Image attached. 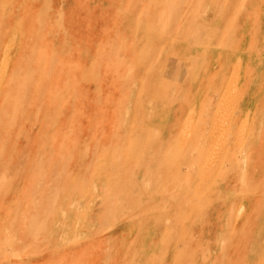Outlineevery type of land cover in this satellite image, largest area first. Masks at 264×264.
Instances as JSON below:
<instances>
[{"label": "rangeland", "instance_id": "1", "mask_svg": "<svg viewBox=\"0 0 264 264\" xmlns=\"http://www.w3.org/2000/svg\"><path fill=\"white\" fill-rule=\"evenodd\" d=\"M0 264H264V0H0Z\"/></svg>", "mask_w": 264, "mask_h": 264}, {"label": "bare ground", "instance_id": "2", "mask_svg": "<svg viewBox=\"0 0 264 264\" xmlns=\"http://www.w3.org/2000/svg\"><path fill=\"white\" fill-rule=\"evenodd\" d=\"M236 77H237V75H236ZM236 81H237V80H236ZM230 84H232V83H230ZM227 85H228V84H227ZM229 86H230V85H229ZM229 86H227V88H228V90H231L232 88L230 89ZM227 88H226L224 91H227ZM234 89H235V88H234ZM236 89H237V88H236ZM224 91H223V92H224ZM231 92H232V90H231ZM233 92H234V90H233ZM235 92H236V91H235ZM209 94H210V92H209ZM223 94H224V93H223ZM228 94L230 95V91H229V93H228V92L225 93V96H226L225 99L228 98V97H227ZM231 94H232V93H231ZM221 96H222V95H221ZM233 96H234V95H233ZM206 97H208V95H207ZM223 97H224V96H222V98H223ZM230 97H231V99L234 98V97H232V95H230ZM222 98H221L220 101H219L220 103H221L222 100L224 99V98H223V99H222ZM235 98H236V97H235ZM235 98H234V101L236 102V101H237V100H236L237 98H236V99H235ZM209 100H210V99H209ZM228 100L230 101V98H228ZM207 101H208V100H207ZM207 101H206V103H207ZM223 101H224V100H223ZM229 101H227V102H229ZM232 101H233V100H232ZM234 101H233V103H234ZM225 102H226V101H225ZM227 102H226V103H227ZM220 103L218 104L219 106H220ZM223 103H224V102H223ZM226 103H225V104H226ZM231 103H232V102H231ZM233 103H232V104H233ZM225 104H224V106H225ZM229 104H230V103H228V105H229ZM232 104H231V106H232ZM234 105H235V104H234ZM234 105H233V107H234ZM215 106H217V104H216ZM219 106H218V109L222 108L221 106H223V105L221 104L220 108H219ZM226 107H227V104H226ZM215 108H216V107H215ZM229 109H230V108H229ZM231 109L233 110V108H231ZM232 110H231L230 112H232ZM214 112H215V110H214ZM214 112H213V115H214ZM219 112H220V110H219ZM249 112H250V111H249ZM217 114H218V110H217V112L215 113V115H217ZM231 114H232V113H231ZM229 115H230V114L227 115V116L230 118L229 121H228V119L225 120V119L223 118L222 120H225V121H222V120H221V122H226L225 124H228V125L235 124V122H237V116L231 118ZM248 115H249V114H248ZM248 115H247V116H248ZM217 116H218V115H217ZM219 116H220V115H219ZM227 116H226V118H227ZM204 117H205V116H204ZM215 117H216V116H215ZM216 118H217V117H216ZM216 118H214V119H215L214 122H218V121L216 120ZM218 119H219V118H218ZM214 122H213V123H214ZM206 123H207V122H206ZM210 123H211V122H210ZM218 123H219V122H218ZM218 123H217V124L215 123V124L217 125V127L219 126ZM225 124H224V123H223V124L221 123V124H220L221 126H219V127H224V126H222V125H225ZM208 125H209V124H207V126H208ZM211 125H212V124H211ZM211 125H210V126H211ZM213 125H214V124H213ZM228 125H227V126H228ZM214 126H215V125H214ZM225 126H226V125H225ZM234 126H235V125H234ZM205 127H206V126H205ZM199 128H200V127H199ZM212 128H213V127H212ZM224 128L226 129V127H224ZM224 128H222V129H224ZM208 129H209V128H208ZM213 129L216 131L215 128H213ZM218 129H219V128H218ZM218 129H217V130H218ZM185 130L187 131V129H185ZM226 130H227V129H226ZM188 132H189V130H188ZM194 132H195V131H194ZM204 132H205V131H204ZM208 132H210V130H209ZM212 132L214 133V131H212ZM218 132H220V131H218ZM218 132H217V133H218ZM222 132H225V131H222ZM185 133H186V132H185ZM225 133H226V132H225ZM227 133H228V132H227ZM183 134H184V133H183ZM210 134H212V133H210ZM215 134H216V133H215ZM223 134H224V133H223ZM186 135H188V134H186ZM201 135H204L203 132H201ZM217 135H218V134H216V136H217ZM211 136H212V135H211ZM202 137H203V136H202ZM209 137H210V136H209ZM212 137H215L214 134H213ZM212 137H211L210 139H212ZM208 139H209V138H208ZM214 139H215V138H214ZM214 139H212V141H213ZM215 140H216V139H215ZM215 140H214V141H215ZM205 141H206V140H205ZM209 141H210V140H209ZM214 141L212 142V144H213V143L215 144ZM201 143H202V142H201ZM201 143H200V144H201ZM209 143H210V142H209ZM202 144H203V143H202ZM202 144H201V145H202ZM212 144H210L211 146L209 145V148H210V149L212 148ZM214 144H213V146H214ZM225 144H226V143H225ZM230 144H231V143H230ZM201 145H199V147H200ZM228 145H229V144H228ZM229 146H230V145H229ZM207 147H208V145H207ZM223 147L226 148L227 146H226V147L223 146ZM223 147H222V148H223ZM228 148H229V147H228ZM200 149H202V148H200ZM216 149H217V147H216ZM216 149H215V147H214L215 152H214V150H212V149H211V150H212V152L216 153ZM198 150H199V149H198ZM218 150H219V152L222 151V150H220V149H218ZM218 150H217V153H219ZM197 152H198V151H197ZM200 152H201V151H200ZM212 152L208 151V153H212ZM208 153H207V155H208ZM220 153L223 154L222 152H220ZM224 153H225V149H224ZM199 154H201V153H199ZM202 154H203V153H202ZM221 154H219V155L221 156V159H222V155H221ZM197 155H198V154H197ZM209 155L212 156V154H209ZM223 155H224V154H223ZM225 155H226V156L228 155V151H227V153H226ZM213 156H215V155H213ZM226 156H225V157H226ZM233 156H234V155H233ZM200 157H201V156H200ZM205 157H207V156L205 155ZM205 157H204V159H207V158H208V157H207V158H205ZM215 157L217 158V156H215ZM218 157H219V156H218ZM228 157H229V156H228ZM219 158H220V157H219ZM219 158H218V159H219ZM208 159L211 160L210 158H208ZM208 159L205 160V161H206V162L204 163L205 166L207 165L206 163H209V162H207V161H209ZM225 160H227V159L225 158ZM227 161H228V160H227ZM216 164H217V161H216ZM205 166H203V167H205ZM210 166H211V163H210ZM206 167H207V166H206ZM206 167H205V168H206ZM205 168H203V169H204L205 171H207ZM203 169H202V171H203ZM209 169H210V168H209ZM211 170H212V169H211ZM217 170H218V169H217ZM205 171H203V172H205ZM194 172H196V171H194ZM203 172H202V173L200 172V173L203 174ZM214 172H215V171H214ZM218 172H219V171H218ZM218 172H217V173H218ZM200 173H199V174H200ZM210 173H211V172H210ZM199 174H198V175H199ZM201 174H200V175H201ZM218 174H219V173H218ZM209 175H210V174H209ZM213 175H214V173H213ZM201 176H202V175H201ZM211 176H212V175H211Z\"/></svg>", "mask_w": 264, "mask_h": 264}]
</instances>
